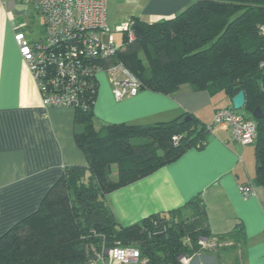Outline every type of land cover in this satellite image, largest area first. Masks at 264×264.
Here are the masks:
<instances>
[{
	"label": "trees",
	"instance_id": "obj_1",
	"mask_svg": "<svg viewBox=\"0 0 264 264\" xmlns=\"http://www.w3.org/2000/svg\"><path fill=\"white\" fill-rule=\"evenodd\" d=\"M131 22L141 26L145 38L131 41L124 32V46L112 62L124 64L142 90L164 95L184 88L223 91L230 99L244 90L247 117L254 118L258 107L264 113V0H195L174 18L151 24L136 17ZM98 90L99 80L89 107L75 109L76 122L83 126L75 141L87 165L67 167L39 209L0 237V264H98L96 254L117 243L135 246L144 264H182L183 257L209 251L200 244L202 237L212 238L201 202L123 226L106 196L190 148L203 149L212 127L189 114L147 125L96 127ZM255 120V184L264 186V117ZM175 136L181 137L177 146ZM114 168L117 179L112 178ZM152 223L166 225L167 231L153 235L163 229Z\"/></svg>",
	"mask_w": 264,
	"mask_h": 264
},
{
	"label": "crops",
	"instance_id": "obj_2",
	"mask_svg": "<svg viewBox=\"0 0 264 264\" xmlns=\"http://www.w3.org/2000/svg\"><path fill=\"white\" fill-rule=\"evenodd\" d=\"M14 1L0 0V237L39 209L67 167L87 165L75 141L83 130L76 122L77 110L43 106L15 39L24 31L31 41L39 40L45 20L43 32L32 39L31 26L22 21L31 16ZM194 1L124 0L116 27L136 17L151 24L174 18ZM98 80L96 127L168 122L184 114L212 127L203 149L190 148L171 164L106 196L118 223L128 226L149 216H167L199 201L215 248L182 264H264V186L255 184V143L242 145L228 127L213 125L218 109H234L232 99L223 91L184 88L174 95L141 90L118 101L108 76L100 74ZM249 184L255 185L254 194L246 198L240 187Z\"/></svg>",
	"mask_w": 264,
	"mask_h": 264
},
{
	"label": "built area",
	"instance_id": "obj_3",
	"mask_svg": "<svg viewBox=\"0 0 264 264\" xmlns=\"http://www.w3.org/2000/svg\"><path fill=\"white\" fill-rule=\"evenodd\" d=\"M17 1L32 5L45 20V31L39 40L31 41L24 31L15 36L45 108L87 109L97 92L100 74L108 76L118 101L140 93L138 78L124 64L112 62L118 48L107 26V0ZM133 25L131 22L117 29L127 32L133 41L137 38ZM261 33L264 35V25ZM213 125L228 127L234 140L242 145L253 144L258 137L257 121L234 109H218ZM180 139L174 137L176 146ZM240 191L246 198L254 194L249 185L240 187ZM103 255L97 256L100 264H137L141 257L137 248L126 247L111 248Z\"/></svg>",
	"mask_w": 264,
	"mask_h": 264
},
{
	"label": "rangeland",
	"instance_id": "obj_4",
	"mask_svg": "<svg viewBox=\"0 0 264 264\" xmlns=\"http://www.w3.org/2000/svg\"><path fill=\"white\" fill-rule=\"evenodd\" d=\"M123 1L124 0H108V2H107V26L112 31V34H113V36L115 38V44H116V47L118 49L122 48L124 46V40H125V35H126L124 32H119L118 31V29L116 27L117 24L115 22V20H118L119 13H122V10L120 9V5H122V4L124 5L125 4V3H123ZM13 4L15 6H17L18 10H21V11H23L25 13H28L31 16L30 18L28 16L22 17V21H25V22L27 21L28 24L31 26L32 31H33L32 39L38 38L39 35L43 32V24H44L43 15L41 13H39L37 10H35V8L32 5L28 4V3L20 2V1L15 0ZM236 112L239 113V114H245L246 113L244 111V109H240V110H238ZM253 147H254V145H253ZM115 170H116V168H114V172L112 174V178L117 179V174H116ZM190 215H191L190 212H186V214H185V216H190ZM152 224H154V228L157 226V228L163 229V231H162L163 233L167 231V226L166 225H163L162 227H160L159 225H156V223H152ZM145 230H149V229L145 228ZM150 230H154V229H150ZM200 244L204 248H209V249L215 248V245H213L211 240L208 239L207 237H202L200 239ZM114 247H123V248H125L124 246H121L118 243ZM114 247H112V248H114ZM127 248H136V247L135 246H129ZM98 255L102 256V253L101 252L97 253L96 256H98ZM103 256H105V255H103ZM183 259H186V258L185 257L181 258V261ZM141 263L144 264V261L140 260L137 264H141ZM98 264H100V263H98ZM128 264H133V263H128Z\"/></svg>",
	"mask_w": 264,
	"mask_h": 264
},
{
	"label": "water",
	"instance_id": "obj_5",
	"mask_svg": "<svg viewBox=\"0 0 264 264\" xmlns=\"http://www.w3.org/2000/svg\"><path fill=\"white\" fill-rule=\"evenodd\" d=\"M133 28L137 34L138 37L140 38H145V34L143 29L141 28V26L139 24H134ZM232 103H233V108L235 111H238L240 109H243L246 103V94L244 90H241L233 99H232ZM253 117L255 119H261L264 117V113L262 112V110L258 107L254 113H253Z\"/></svg>",
	"mask_w": 264,
	"mask_h": 264
}]
</instances>
